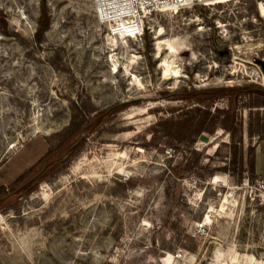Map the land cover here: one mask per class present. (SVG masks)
<instances>
[{"label":"rangeland","instance_id":"1","mask_svg":"<svg viewBox=\"0 0 264 264\" xmlns=\"http://www.w3.org/2000/svg\"><path fill=\"white\" fill-rule=\"evenodd\" d=\"M42 1L49 29L38 43ZM0 13V186L54 149L80 111L124 104L84 134L65 172L0 215V264H264V200L248 192L264 179V94L237 99L233 135L213 117L227 98L171 96L264 89L227 67L247 64L264 38L255 0L163 12L142 38L116 45L91 0H0ZM167 44L180 77L163 80ZM170 118L179 141L151 145L154 125ZM113 124L116 134H101ZM204 166L218 170L207 181Z\"/></svg>","mask_w":264,"mask_h":264},{"label":"trees","instance_id":"2","mask_svg":"<svg viewBox=\"0 0 264 264\" xmlns=\"http://www.w3.org/2000/svg\"><path fill=\"white\" fill-rule=\"evenodd\" d=\"M49 29V15L45 5V1H42L40 6V15L38 19V28L35 32V39L38 43L42 41L44 33ZM0 31L6 35V22L5 17L0 13ZM264 94V89L256 87L254 85L245 86L239 89H210L194 91L189 95H184L182 92L174 93L175 100L194 99L197 102H213L218 99L227 98L228 107L226 110H215L213 117L220 120L222 129L226 132L235 134L237 132L236 124V103L237 99L243 95L249 94ZM165 97H168L165 94ZM262 103L256 102L251 107H261ZM124 107V104H115L110 108L102 111L94 112L90 115L86 111H80L78 116L72 118L70 125L65 132V137L58 143L54 149H49L36 163L30 166L28 169L17 175L14 180L9 183L8 186H0V215L6 214L7 210L18 208V201L20 198L27 196L33 190H35L40 183L46 182L50 177L65 172L72 159L81 151V148L85 145V133H90L97 130L116 111ZM75 109L82 110L81 107L75 106ZM177 122L175 123L172 118L160 120L153 129L154 133L151 134V145L156 146L153 142L165 140L167 145H175L179 139L175 133L177 128ZM101 134H116L115 124L106 128H101ZM212 133V130H206ZM248 131V129H247ZM252 133L253 130H249ZM158 136V138H157ZM157 143V142H156ZM160 145V143H158ZM157 147V146H156ZM247 169L251 174V177H255L254 164L256 160V150L249 149L247 151ZM234 165V164H233ZM203 174L198 175L200 180L207 181L218 171L209 166L201 167Z\"/></svg>","mask_w":264,"mask_h":264},{"label":"built area","instance_id":"3","mask_svg":"<svg viewBox=\"0 0 264 264\" xmlns=\"http://www.w3.org/2000/svg\"><path fill=\"white\" fill-rule=\"evenodd\" d=\"M98 19L104 23H114L117 30L135 38H142L149 23L160 13L167 11H182L196 7H209L239 0H91ZM258 14L264 18V0H255ZM256 61L264 65V38L260 47L248 63H238L231 60L227 65L230 72L248 77V83L264 86V75ZM249 195L255 194L264 200V179L248 181Z\"/></svg>","mask_w":264,"mask_h":264},{"label":"bare ground","instance_id":"4","mask_svg":"<svg viewBox=\"0 0 264 264\" xmlns=\"http://www.w3.org/2000/svg\"><path fill=\"white\" fill-rule=\"evenodd\" d=\"M224 2V1H223ZM223 2H220L218 4H222ZM173 12L176 13V11L172 10ZM103 24H108L110 26V40L112 44L116 45L118 43V40H121L124 42L126 38L129 39H134L135 37L129 36L128 34H125L124 32H120V30H117L118 27L114 23H104ZM162 31L160 30L156 34V38L158 39L156 43V52H157V57H159V54L162 51V45H164V42L160 39L162 36ZM168 49L170 51V56L167 58L163 59L160 63L161 71H162V78L163 80H168L170 78H179L180 77V70L178 69L177 64V57H176V47L172 46L170 44H167ZM260 47V44H259ZM258 47V48H259ZM169 55V54H168ZM192 55V54H191ZM192 58V57H191ZM114 71H116V67L114 66Z\"/></svg>","mask_w":264,"mask_h":264},{"label":"water","instance_id":"5","mask_svg":"<svg viewBox=\"0 0 264 264\" xmlns=\"http://www.w3.org/2000/svg\"><path fill=\"white\" fill-rule=\"evenodd\" d=\"M256 64L260 66L262 73L264 75V65L260 61H256Z\"/></svg>","mask_w":264,"mask_h":264},{"label":"crops","instance_id":"6","mask_svg":"<svg viewBox=\"0 0 264 264\" xmlns=\"http://www.w3.org/2000/svg\"><path fill=\"white\" fill-rule=\"evenodd\" d=\"M262 159H263V162H264V151L262 152V155H261ZM259 159V157H258Z\"/></svg>","mask_w":264,"mask_h":264}]
</instances>
